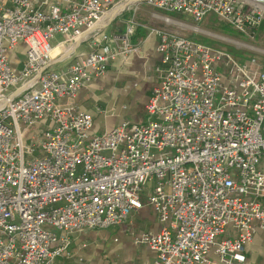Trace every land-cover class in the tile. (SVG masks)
Returning a JSON list of instances; mask_svg holds the SVG:
<instances>
[{
    "label": "built area",
    "instance_id": "obj_1",
    "mask_svg": "<svg viewBox=\"0 0 264 264\" xmlns=\"http://www.w3.org/2000/svg\"><path fill=\"white\" fill-rule=\"evenodd\" d=\"M122 0H0V264H57L72 235L124 222L149 206L162 224L137 238L152 264H228L264 228V68L175 31L157 37L158 82L145 120L90 133L89 112L62 103L111 62L139 48V25L101 34L95 47L55 69L51 39L79 38ZM200 22L210 13L252 38L264 7L247 0H143ZM168 23V17L157 13ZM25 47L21 68L9 51ZM223 68V69H221Z\"/></svg>",
    "mask_w": 264,
    "mask_h": 264
},
{
    "label": "crops",
    "instance_id": "obj_2",
    "mask_svg": "<svg viewBox=\"0 0 264 264\" xmlns=\"http://www.w3.org/2000/svg\"><path fill=\"white\" fill-rule=\"evenodd\" d=\"M74 0H38L41 8L46 10L49 4H57L61 8H69ZM138 0H125L118 6L111 8L94 26L85 30L83 34L72 41H64L62 34H56L51 39L52 50L49 64L55 69H64L68 64L73 62L78 57L85 55L91 51L97 41V37L101 34H107L119 38L125 27L126 17H129L133 7H138L135 10L142 22L136 26L132 41L139 42L138 50L127 58H117L111 62L104 74L95 76L93 79L81 86L74 97L70 99H62V103H68L80 110L87 111L91 114L93 123L90 133H100L111 129L116 124L122 121L142 122L145 120L144 103L147 100L152 88L158 82V76L155 72V66L159 63V54L156 51L157 37L150 33L146 26L150 23L158 25L157 22L151 21L156 10L148 9L143 3L136 2ZM160 12V11H159ZM159 14V13H157ZM160 15V14H159ZM144 16V17H143ZM146 23H143V22ZM25 47L19 43L16 48L9 51L10 63L15 69L21 68L24 58ZM99 83L118 86L122 85V90L133 92L141 99L137 102L136 113L133 120L122 119L116 121L114 125L106 128L105 125H99V114L103 112V105L99 100L93 98V84ZM121 108H125L122 105ZM139 112V116L137 115ZM135 119V120H134ZM104 122V120H103ZM144 227V231L158 232L162 226L157 215L149 206H144L140 209L133 210L128 218L114 226H109L104 229L121 230L130 236H134L133 232L140 227ZM98 229H86L72 235L71 244L69 247L70 256L67 258H58L57 264H93V261L86 258L82 250L89 248L93 250V241L98 240L95 233ZM130 264H152L153 251L145 244L136 243L132 245ZM106 256V253L103 254ZM245 260L242 262H234L233 264H264V228H258L254 233L251 241L247 244L244 250ZM211 264H228L219 260V257L214 252L209 253Z\"/></svg>",
    "mask_w": 264,
    "mask_h": 264
},
{
    "label": "rangeland",
    "instance_id": "obj_3",
    "mask_svg": "<svg viewBox=\"0 0 264 264\" xmlns=\"http://www.w3.org/2000/svg\"><path fill=\"white\" fill-rule=\"evenodd\" d=\"M124 1L122 0L116 6ZM142 1H139V3H143L141 5H145L148 9H154ZM137 9L138 7H133L131 14L129 17H126V20L133 18L138 24L142 22L143 20L137 14L134 16L135 10ZM154 10L162 17H168L169 19V22L166 24L160 17H153L151 21L157 22V26L164 27L203 44L218 48L228 54L237 63L243 66L247 65L248 70L254 67L256 69L259 67L264 68V27H261V25L256 30L254 36L250 38L238 34L235 30L217 21L212 13L200 22H197L189 16L179 13L173 14L165 13L157 9ZM143 23L146 22L144 21ZM148 26L156 25L150 23ZM100 85L99 83L93 84V98L98 99L104 109L99 114L98 119L100 121L98 120V124H104L106 128H109L116 121L122 119L133 120L137 107L136 101L140 103L141 99L133 92L122 90L121 84L118 86L103 84L101 87ZM122 105H125V108H121ZM137 115L139 116V112H137ZM142 232H144V227L142 226L133 232L134 236H130L127 233L124 234L123 231L118 229H98L94 234L99 238L97 241H93V250L89 251V248H85L82 250V253L86 258L93 261V264H130L132 262L130 261L131 246L138 243L137 238ZM104 252L106 256L103 255Z\"/></svg>",
    "mask_w": 264,
    "mask_h": 264
},
{
    "label": "water",
    "instance_id": "obj_4",
    "mask_svg": "<svg viewBox=\"0 0 264 264\" xmlns=\"http://www.w3.org/2000/svg\"><path fill=\"white\" fill-rule=\"evenodd\" d=\"M253 4H256V5H260L262 7H264V0H247Z\"/></svg>",
    "mask_w": 264,
    "mask_h": 264
},
{
    "label": "trees",
    "instance_id": "obj_5",
    "mask_svg": "<svg viewBox=\"0 0 264 264\" xmlns=\"http://www.w3.org/2000/svg\"><path fill=\"white\" fill-rule=\"evenodd\" d=\"M173 14H178V13H173ZM261 27H264V21L261 23Z\"/></svg>",
    "mask_w": 264,
    "mask_h": 264
},
{
    "label": "bare ground",
    "instance_id": "obj_6",
    "mask_svg": "<svg viewBox=\"0 0 264 264\" xmlns=\"http://www.w3.org/2000/svg\"><path fill=\"white\" fill-rule=\"evenodd\" d=\"M140 0L136 1V2H139Z\"/></svg>",
    "mask_w": 264,
    "mask_h": 264
}]
</instances>
